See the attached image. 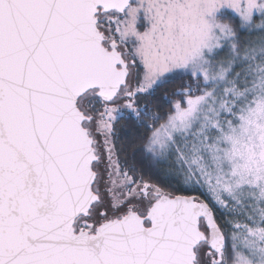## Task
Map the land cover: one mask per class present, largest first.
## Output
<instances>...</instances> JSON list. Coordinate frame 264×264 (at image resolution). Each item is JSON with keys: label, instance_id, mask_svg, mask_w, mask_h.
Masks as SVG:
<instances>
[{"label": "snow or ice", "instance_id": "snow-or-ice-1", "mask_svg": "<svg viewBox=\"0 0 264 264\" xmlns=\"http://www.w3.org/2000/svg\"><path fill=\"white\" fill-rule=\"evenodd\" d=\"M0 264H264V0H0Z\"/></svg>", "mask_w": 264, "mask_h": 264}]
</instances>
